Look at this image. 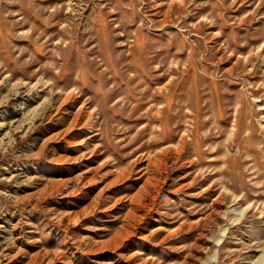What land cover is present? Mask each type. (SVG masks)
I'll return each instance as SVG.
<instances>
[{
  "label": "rangeland",
  "instance_id": "374dc122",
  "mask_svg": "<svg viewBox=\"0 0 264 264\" xmlns=\"http://www.w3.org/2000/svg\"><path fill=\"white\" fill-rule=\"evenodd\" d=\"M3 120L0 264L264 252V0H0Z\"/></svg>",
  "mask_w": 264,
  "mask_h": 264
},
{
  "label": "bare ground",
  "instance_id": "6f19581e",
  "mask_svg": "<svg viewBox=\"0 0 264 264\" xmlns=\"http://www.w3.org/2000/svg\"><path fill=\"white\" fill-rule=\"evenodd\" d=\"M131 55V54H130ZM131 66V65H130ZM128 68V67H127ZM118 84V83H117ZM44 85H45V83L44 82H41L40 80H37L36 82H34L33 84H31V87L29 88V92H30V90H31V92L30 93H32V96H36V95H38L39 93H40V91L41 90H43L44 89ZM119 88V87H118ZM17 92H18V90H17ZM62 92V91H61ZM70 93L69 92H62V95L60 96V100H58L59 101V103L57 104V106L55 107V111H54V122L56 121V119H57V117H56V115H57V113L59 114V112H62L63 110L65 111V109H67L66 108V103L70 100L71 101V95H69ZM38 97V96H37ZM37 99V98H36ZM45 99V98H44ZM43 99V100H44ZM34 100V99H33ZM42 100V101H43ZM75 102V101H74ZM41 103V101H39V102H37V104L36 105H34V107H38V105ZM55 105H56V103H55ZM71 106V105H70ZM71 108V107H70ZM85 108V107H84ZM50 109V108H49ZM30 110V109H29ZM67 110H69V109H67ZM84 111V110H83ZM28 112V111H27ZM70 113V112H69ZM74 113V112H73ZM83 113V112H82ZM79 114V113H78ZM71 115V114H70ZM28 116H29V114H28ZM82 116V115H81ZM48 118L51 120H53V116L52 115H49L48 116ZM68 118V117H67ZM83 118H84V116H83ZM85 119V118H84ZM87 119V118H86ZM84 120L85 122H84V124L86 123L87 125H88V120ZM29 119H28V117L26 118L25 117V119H24V124H25V122L27 123V121H28ZM63 120V119H62ZM64 121H65V118H64ZM69 122V121H68ZM75 123H76V121L75 122H72L70 125H68V128H72L74 125H75ZM91 123V122H90ZM93 123V122H92ZM91 123V124H92ZM24 124H21V125H19V126H24ZM5 125V121L3 120V121H1L0 122V128L1 127H3ZM26 125V124H25ZM70 126V127H69ZM74 129V128H73ZM79 130V129H78ZM84 130V129H83ZM66 131V130H65ZM68 131H70V130H68ZM67 132V131H66ZM9 133V131L8 130H6V131H4V133H3V136H5L6 134H8ZM56 134V133H55ZM186 136H184V138H185ZM186 141V140H185ZM73 147H78V146H74V145H72ZM86 146H84V148H85ZM84 148H79V151H80V153L77 155V159H80V158H82L83 156H85V154H86V150H84ZM78 149V148H77ZM139 160V159H138ZM160 162V158L158 159V158H156V159H149V161L147 162V164H148V166L147 167H149L150 165H152V164H154V163H159ZM165 162V161H164ZM152 166H154V165H152ZM249 207H246L245 209L247 210ZM247 213L248 214H251V211L249 210H247ZM246 213V214H247ZM221 229V228H220ZM219 229V230H220ZM4 230V229H3ZM222 230H224V229H222ZM0 232H2V230L0 229ZM225 232V231H224ZM218 233H220V232H218ZM221 234V233H220ZM218 235V234H217ZM219 239V236H216V239ZM264 259V252L263 253H261L259 256H258V259L256 260V261H253L252 262V264H256L259 260H263Z\"/></svg>",
  "mask_w": 264,
  "mask_h": 264
}]
</instances>
